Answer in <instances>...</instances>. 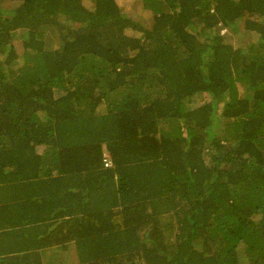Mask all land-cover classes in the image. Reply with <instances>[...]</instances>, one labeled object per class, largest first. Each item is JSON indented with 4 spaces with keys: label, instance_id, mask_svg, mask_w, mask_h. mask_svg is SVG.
I'll return each instance as SVG.
<instances>
[{
    "label": "trees",
    "instance_id": "1",
    "mask_svg": "<svg viewBox=\"0 0 264 264\" xmlns=\"http://www.w3.org/2000/svg\"><path fill=\"white\" fill-rule=\"evenodd\" d=\"M69 243L264 264V0H0V264Z\"/></svg>",
    "mask_w": 264,
    "mask_h": 264
},
{
    "label": "rangeland",
    "instance_id": "2",
    "mask_svg": "<svg viewBox=\"0 0 264 264\" xmlns=\"http://www.w3.org/2000/svg\"><path fill=\"white\" fill-rule=\"evenodd\" d=\"M121 7L123 9V13L126 14L127 16H130L136 20H140L141 22H144L145 19L147 18V14L144 12L140 11L139 5L136 2H131V1H126L124 3H121ZM6 5H2V8L6 9ZM224 31H222L223 33ZM19 46V42L16 43V47ZM207 100V97L205 95H198L195 99L193 98V101L195 103L203 102ZM59 253L61 251L59 250ZM47 262H53L55 263V259L59 260L58 252L56 250H45L43 254V261L49 260Z\"/></svg>",
    "mask_w": 264,
    "mask_h": 264
},
{
    "label": "crops",
    "instance_id": "3",
    "mask_svg": "<svg viewBox=\"0 0 264 264\" xmlns=\"http://www.w3.org/2000/svg\"><path fill=\"white\" fill-rule=\"evenodd\" d=\"M7 183L9 184V186H11V184L13 183V177H12V175L10 176L9 181ZM8 184H5L4 185L5 191H6V186ZM9 197H10V194L8 192H4L5 202H6V198H9ZM7 203H8V200H7ZM10 213H11V211L8 212V215ZM4 217L5 218L7 217V212L6 211L4 212ZM69 245H70V243L68 245L64 246V247H61V248H57L56 249V251L58 252V256H59V260L55 259V263L56 264H77L78 263L77 254H76L74 248L70 247ZM53 249H47V250H52L53 251ZM59 250L61 251V253H59ZM44 251L45 250H42L40 252L41 258H42V262L44 264H54L53 262H51V263L50 262H47V261H50V259L49 260H46V261H43Z\"/></svg>",
    "mask_w": 264,
    "mask_h": 264
},
{
    "label": "built area",
    "instance_id": "4",
    "mask_svg": "<svg viewBox=\"0 0 264 264\" xmlns=\"http://www.w3.org/2000/svg\"><path fill=\"white\" fill-rule=\"evenodd\" d=\"M103 163H104V167H109L110 166V161L107 159V157H105L103 159Z\"/></svg>",
    "mask_w": 264,
    "mask_h": 264
}]
</instances>
